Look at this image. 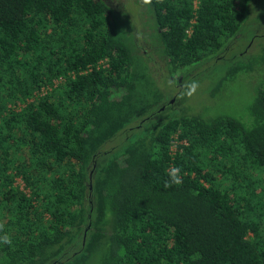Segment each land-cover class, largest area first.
<instances>
[{
    "label": "trees",
    "instance_id": "1",
    "mask_svg": "<svg viewBox=\"0 0 264 264\" xmlns=\"http://www.w3.org/2000/svg\"><path fill=\"white\" fill-rule=\"evenodd\" d=\"M251 2L146 5L164 81L221 55ZM127 21L107 0H0V264H264V79L241 117L166 114Z\"/></svg>",
    "mask_w": 264,
    "mask_h": 264
},
{
    "label": "rangeland",
    "instance_id": "2",
    "mask_svg": "<svg viewBox=\"0 0 264 264\" xmlns=\"http://www.w3.org/2000/svg\"><path fill=\"white\" fill-rule=\"evenodd\" d=\"M107 1L116 14L124 15L125 21L127 19L130 22L131 34L137 44L138 52L152 55V68L158 75L160 87L169 95L167 102L171 103V106L165 110L166 114L186 110L188 114H200L206 119L218 115L241 117L246 112L257 85L264 79V61L256 60L257 56L264 54V0H252L248 8L247 21L240 34L230 41L221 55L196 68L183 71L177 75L178 81L175 83L164 81V78L168 77L167 72L157 63L160 61L158 56L151 52L152 21L143 0ZM238 59L246 63L244 65L247 67L250 66L247 62H252V67L254 65L257 67L248 75L242 70L243 74L238 75L235 82H228L221 88L220 86L216 88L224 70H228ZM193 83L198 87L193 94L188 95ZM119 146L120 139H116L106 145L105 151ZM17 184L22 188L19 180Z\"/></svg>",
    "mask_w": 264,
    "mask_h": 264
},
{
    "label": "clouds",
    "instance_id": "3",
    "mask_svg": "<svg viewBox=\"0 0 264 264\" xmlns=\"http://www.w3.org/2000/svg\"><path fill=\"white\" fill-rule=\"evenodd\" d=\"M159 2V0H157ZM143 3L146 5H151L152 0H143ZM198 85L195 83L192 84L191 90L189 91L188 95H191L195 92ZM166 175L168 176V179L164 181V187L165 189L171 188L173 185L179 186L183 183V179L181 176V169L179 167L173 166L170 169L166 171ZM0 244H6L11 246L12 245V237L7 233L4 232V225L0 223ZM200 253H194L191 259L197 260L200 259Z\"/></svg>",
    "mask_w": 264,
    "mask_h": 264
}]
</instances>
